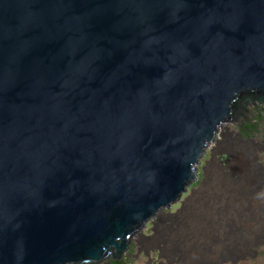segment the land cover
Segmentation results:
<instances>
[{"label": "water", "instance_id": "1", "mask_svg": "<svg viewBox=\"0 0 264 264\" xmlns=\"http://www.w3.org/2000/svg\"><path fill=\"white\" fill-rule=\"evenodd\" d=\"M263 108L264 0H0V264L123 263Z\"/></svg>", "mask_w": 264, "mask_h": 264}, {"label": "bare ground", "instance_id": "2", "mask_svg": "<svg viewBox=\"0 0 264 264\" xmlns=\"http://www.w3.org/2000/svg\"><path fill=\"white\" fill-rule=\"evenodd\" d=\"M254 118L264 122V108L261 113H247L246 123L250 121L248 119L253 121ZM225 129L217 134L215 150L210 151L211 160L223 161L222 165L226 167L229 160L227 157L232 155L233 160L230 161V168L239 174V181L244 185L246 182L254 180L244 150L240 146L234 145L231 149L224 151L225 154L219 151L223 147L219 136H224ZM230 133L243 135L235 131ZM245 135L248 136L249 133L245 132ZM216 154L217 158H215ZM210 161L206 160V164ZM206 170L207 165L202 168L201 185L204 183ZM217 173L213 170L209 172V185L217 186L216 189L218 188L220 194L223 190V180L221 181V178L218 177L220 174ZM199 178L200 170L197 181ZM199 189V187H193L186 196H179V209L171 208L166 214H159L154 218L150 235L139 234L135 244L143 245L146 241L162 244L148 248V252L143 255L146 264H246L251 258L257 256V248L264 245V195L255 193L248 199L247 205L236 204L233 206L232 212H234L236 220H233V223H226L225 208L222 202L211 206L212 204L198 202L195 200L196 198H193V194ZM165 221L169 223H164ZM175 224L178 226L177 229L173 226ZM162 227L163 230H175L178 233L181 229L183 232L174 239L169 237L166 232L160 233ZM227 228L242 229V233L231 236L224 232ZM159 237L162 239L159 240ZM176 255L179 256V259L175 258ZM134 257L133 253L128 252L123 263L118 264H130ZM105 264H112V262L106 261Z\"/></svg>", "mask_w": 264, "mask_h": 264}, {"label": "rangeland", "instance_id": "3", "mask_svg": "<svg viewBox=\"0 0 264 264\" xmlns=\"http://www.w3.org/2000/svg\"><path fill=\"white\" fill-rule=\"evenodd\" d=\"M248 120H252V119H248ZM253 121H258L259 124L258 127L254 129L252 133L249 134L248 136L246 135L244 136V132H242L240 126L229 127L227 130L225 129L224 136H219V139L222 140L223 142L222 143L223 147L220 148L219 151H222V154H225L224 151H226L227 149H231L232 146L234 145L240 146L244 150L245 158L248 160V165L252 169L254 180H250L249 183L246 182L244 185H242L239 181L240 180L239 174L233 172L230 168V163H231L230 161L233 160L232 155H229L227 157L229 158V160L226 164V167H223L222 165L224 164L223 161L218 162L214 159L211 160L210 151H209L206 154L205 160L200 168V178L197 181V184L194 186L200 188L197 192L193 194V198H196L195 200H197L198 202H204L207 203L208 205L212 204L211 206H213L216 203L218 204L220 202L224 204V208H225L224 219L226 223L228 222L233 223V220H236L234 212H232L233 206H235L236 204L247 205L248 199L254 196L253 194L255 193L258 194L262 193L264 195V122L263 121L261 122L260 120H256V118H254ZM231 131L240 132L243 135L239 136L237 134H231L230 133ZM215 158H217V154ZM206 160L208 161L211 160V161L208 164H206ZM206 165H207L206 176L204 179V183L201 185L202 183L201 181L203 180L202 168L203 166ZM212 170L215 172L217 171L218 172L217 174L218 175L220 174L218 177L221 178V181L223 180L222 181L223 190L220 194L218 193V188L216 189L217 186L213 187L209 185L210 184L209 172H211ZM244 196L246 197V199H244L245 198ZM164 223L168 224L169 222L165 221ZM173 226L175 229L178 228L176 224ZM150 228H151V224H148L146 233H142V234L150 235L151 234ZM161 232H166L169 235V237L175 239L177 236H179L178 234L179 233L182 234L183 231L180 229V231L177 233L175 230H169V229L163 230L162 227L160 228V233ZM224 232L229 233L232 236L238 233H242V229L227 228L224 230ZM160 239L162 238L159 237V240ZM154 245H162V244H156L152 241H146L143 243V245H138L135 243L131 245L128 252L133 253L135 257L130 262V264H146L145 257H143V255L145 252H148L149 247ZM257 251H258L257 256L255 258H251L246 264H264V245H260L257 248ZM175 258L179 259V256L176 255Z\"/></svg>", "mask_w": 264, "mask_h": 264}, {"label": "trees", "instance_id": "4", "mask_svg": "<svg viewBox=\"0 0 264 264\" xmlns=\"http://www.w3.org/2000/svg\"><path fill=\"white\" fill-rule=\"evenodd\" d=\"M259 122L258 121H252L250 120L246 125L240 126L242 129V132H246V134H251L254 129L258 127ZM256 126V127H255ZM112 264H118V263H112Z\"/></svg>", "mask_w": 264, "mask_h": 264}, {"label": "flooded vegetation", "instance_id": "5", "mask_svg": "<svg viewBox=\"0 0 264 264\" xmlns=\"http://www.w3.org/2000/svg\"><path fill=\"white\" fill-rule=\"evenodd\" d=\"M253 108H255V107H250L249 110H248V112L251 111ZM248 112H247V113H248Z\"/></svg>", "mask_w": 264, "mask_h": 264}]
</instances>
